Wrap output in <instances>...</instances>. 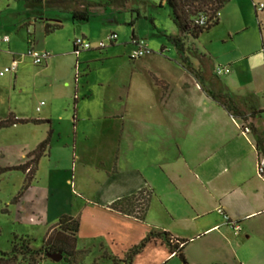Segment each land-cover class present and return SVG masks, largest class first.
Here are the masks:
<instances>
[{
    "label": "crops",
    "instance_id": "obj_1",
    "mask_svg": "<svg viewBox=\"0 0 264 264\" xmlns=\"http://www.w3.org/2000/svg\"><path fill=\"white\" fill-rule=\"evenodd\" d=\"M88 2L97 6L88 8L89 19L83 24L58 20V13L65 11L69 15L73 10L82 9L83 5H71L63 11L53 9L55 12L51 17L54 18L50 19L45 18L43 10L36 13L25 8L30 16L22 27L32 29L31 33L27 31L29 36L25 40L26 51L33 49L47 53L49 57L43 65L33 66L28 58L21 55L15 59L8 47L5 50L0 49V53L11 59L10 62H17L16 71L8 73L13 74L14 81L17 76L21 79L25 77L31 65L41 68L35 75L53 76L55 72L64 87L68 88L72 81L76 86L75 71L81 61L89 57L85 54L104 50L96 49V44L109 35L106 30L108 23L102 20L105 18L108 21L110 16L113 19L110 18L109 23L113 22L118 28L125 26L130 29V39H142L139 25L143 20L149 21L150 30L154 29L158 36L177 35L174 25L170 26V32H161L151 16L141 13V9L147 4L144 0H138L130 6L127 0ZM250 2L258 34H246L250 26L245 18L229 7L232 4L229 0L220 10L216 26L199 35L197 39L184 37L183 41L191 51L203 57V64L191 63L186 57L187 49L184 46V57L189 60L196 77L187 72L181 63H143L131 67L138 75L150 80L145 83L142 81L144 86L158 88L156 106L152 111L141 109L140 113L129 109L131 105L128 101L135 92L133 89L136 84L130 80L125 88L123 106L110 109L107 117L110 120H120V126H114L107 140L108 147L114 154L111 171L99 181L91 197L72 198L77 206L75 213L62 215L71 218L78 225L74 253L83 256L82 262L86 261L85 256L92 247L99 250V259L111 261L112 264H128L126 258H120L110 249L117 244L123 246L129 243L123 249L122 253L125 255L149 231L165 232L173 239L186 241L184 248L196 237H204L205 234L213 232L222 233L228 241L226 245L231 247L239 245L241 237L250 240L259 233L256 225L246 228L242 226L245 220L264 215V176L259 178L256 175L258 164L262 163L264 170V7L260 11L254 9V4L264 5V1ZM161 6L164 7L163 4ZM36 26L41 31L40 41L37 39ZM46 26L57 28L45 33ZM67 26L71 28V34L65 36L64 47L61 32ZM216 30L219 33V42L229 45L221 58L213 56L199 42ZM78 37L90 42L92 49L75 55L72 43ZM9 42L8 37V42L1 43L0 46L8 45ZM150 51L143 58H154L152 50ZM165 51L168 50L161 46L159 52ZM175 52L177 54L176 50ZM216 67H227L229 73L215 77L213 70ZM201 85L214 93L234 98L238 104L243 100L245 109L249 110L246 115L250 116L252 112L258 114L247 116L246 123L233 118L202 91ZM72 89L73 96L68 98V102H64L69 104L67 106L70 103L73 105L70 128L73 138L70 143L62 144V147L68 148L69 145L70 149H75L78 146V123L91 121L95 112L87 105L90 104L89 96H79L77 88ZM39 106H45V103L41 101ZM39 106L35 108L36 113H40ZM79 112L81 116H78ZM65 116L58 114L55 117L50 112L46 118L18 120L47 121L49 128L45 139L48 138L49 149L52 142L57 144L60 141L61 133L64 132L61 130L63 124L70 123ZM245 124H250L253 129ZM18 125L20 124L14 126ZM242 126L248 127L250 133L242 135ZM81 135L84 136V133ZM150 148H155L152 157L149 155ZM48 151L44 156H48ZM141 190L150 191L152 194L144 222L120 216L107 209L113 201ZM260 225L261 233L264 234V223ZM233 226L239 228L237 233L232 230ZM84 228L87 231L83 233ZM228 232L232 233V239ZM143 253L146 254L144 264H182L158 238L147 243L130 264ZM96 260L92 264H96ZM186 261L188 264H198ZM237 264L248 263L239 260Z\"/></svg>",
    "mask_w": 264,
    "mask_h": 264
},
{
    "label": "rangeland",
    "instance_id": "obj_2",
    "mask_svg": "<svg viewBox=\"0 0 264 264\" xmlns=\"http://www.w3.org/2000/svg\"><path fill=\"white\" fill-rule=\"evenodd\" d=\"M137 1L127 0V4L130 6ZM144 1L147 4L141 9V13L151 16L161 32H170V26L173 24L169 8L158 7L152 0ZM231 2L229 7L245 18L250 26L246 34H258L250 0H230ZM43 12L46 19L54 18L51 17L55 12L53 9H44ZM58 14L60 22H70L69 15L65 11ZM29 16L30 14L26 12L21 1L0 0V36L6 35L10 39L8 45L3 44L0 49L5 50L8 47L15 59L20 55H25L27 49L25 41L29 36L27 31L31 33L32 29L22 27V25L27 22ZM257 16L259 17V14ZM109 19L108 21L105 18L102 20L108 23L106 30L109 34L114 32L118 38L113 45L107 46L99 53L85 54L89 57L81 61L79 68L75 71L76 86L72 81L68 88L64 87L62 82L58 81L55 72L53 76L35 75L36 71L41 68L31 65L22 79L17 76L14 81L13 74H6L4 78H0V121L8 117L11 120L15 117L17 119L46 118L50 112L55 117L58 114L63 117L66 115L70 121V123L63 124L61 130L64 132L61 133L60 141L57 144L52 142L48 149V156L39 160L33 175H27L22 171L3 170L23 166L29 161L26 158L27 155L46 137L48 122L44 120L38 125L25 124L0 129V252L9 253L11 247L14 246L16 252L13 264H73L72 259L67 261L63 254L64 259L58 263L48 260L47 254L21 256L19 247L22 245L30 252L40 249L42 239L53 224L62 215L76 212L77 206L72 198L91 197L99 181L110 173L114 154L110 151L107 140L114 126H120V120H110L107 116L111 108L123 106L125 88L129 81L133 80L134 84L136 83L133 89L135 92L128 101L131 105L129 109H132L134 113H140L141 109L152 111L156 106L158 88L152 85L144 86L141 82L145 83L150 80L138 75L139 73L131 67L143 63L153 65L164 63L179 65L181 63L173 45L167 42L162 34L158 36L154 29L150 30L149 21L144 20L139 25L140 36L146 42L148 49L152 50L154 58L149 56L130 61L128 59L132 51L129 44L130 29L125 26L118 28L113 22L109 23ZM35 29L37 39L40 41L42 36L39 33L40 28L36 26ZM70 34L69 26L61 32L64 47H66L65 36L68 37ZM218 35V30H216L199 42L204 44L213 56L221 58L229 45L220 43L217 39ZM209 42L212 43L209 44ZM161 46L168 51L160 53ZM184 46L187 49L186 57L191 63H202L200 58L193 56L192 49L185 42ZM10 60L8 56L0 53V70L8 66ZM72 88H77L79 96L81 94L89 96L88 103L90 104L87 105H90V110L93 109L95 112H93L95 115L91 121L78 123V146L75 149H70L69 145H67L68 148L62 147V144L70 143L73 138L70 131L73 105L70 103V106H67L68 103H65L68 102L69 97L73 96ZM41 101L45 103V106H39ZM37 106L40 107V113L35 112ZM63 111L66 112L65 115ZM80 114L79 112L78 116H81ZM82 133L85 138L81 135ZM96 146L98 147L95 149ZM154 151L155 148H150V157L154 155ZM165 159L167 160V157ZM256 175L260 178L257 171ZM263 176L264 170L261 177ZM260 223H264V215L245 220L242 224L244 228L256 225L259 233L250 240L241 237L240 244H236L235 247L227 246V239L219 232L196 237L184 248L185 261L198 264H237L239 260H244L248 264H264V234L261 233ZM57 231L58 229L55 228L52 235ZM85 231L87 229L84 228L83 233ZM228 233L232 239V233ZM128 244L123 246L117 244L110 250L120 258L121 256L125 258L128 253L124 255L122 252L124 247L129 246ZM82 257L80 254L75 255L74 264H92L94 259H97L96 264H112L111 261L97 258L99 257L97 248L91 247L90 253L85 256V262L81 261ZM145 258L146 254L143 253L133 260V264H144Z\"/></svg>",
    "mask_w": 264,
    "mask_h": 264
},
{
    "label": "trees",
    "instance_id": "obj_3",
    "mask_svg": "<svg viewBox=\"0 0 264 264\" xmlns=\"http://www.w3.org/2000/svg\"><path fill=\"white\" fill-rule=\"evenodd\" d=\"M21 1L24 7L28 10H32L38 13L44 9H57V10H67L71 5H83L82 9L73 10L70 12V21L72 23L80 22L86 23L89 19L88 8L92 6H97L95 3H90L88 1H75V0H16ZM229 0H165L163 5L170 10L171 22L177 30L176 36H166L162 35L167 42L173 45L174 49L177 51L178 58L181 60V64L184 66L187 72L196 77V73L193 71L189 60L184 57V42L185 36H189L193 39H197L199 35L207 32L212 27L216 26L218 23V18L214 19L215 14L219 13L223 6ZM158 7H162V4H156ZM256 5L254 4V9L256 10ZM204 16L206 18L205 25L197 26L194 25V20L199 16ZM214 19V20H213ZM151 22V21H150ZM152 23V22H151ZM57 27H45V33H49L55 30ZM114 34V33H113ZM116 35V34H115ZM133 39V37H131ZM117 40V39H116ZM112 44V43H111ZM193 55L200 58L202 64L204 63L202 56H197L196 52L193 51ZM202 91L211 98L219 107L226 111L233 118L241 120L243 123L247 122V112L249 110L245 109V103L242 100L238 104L234 98L229 97L225 94L214 93L210 90L205 89L202 85L200 86ZM252 112V111H251ZM258 113H250L248 117L256 115ZM40 120H11L9 117L5 120L0 121V129L14 126L17 124H41ZM249 128H252L250 124H245ZM253 129V128H252ZM48 151V138L42 141L36 146V148L27 155L29 160L25 165L17 168H8L3 171H22L27 173V175H33L35 172V167L38 161ZM152 194L150 191L141 190L132 195L119 198L113 201L107 209L114 212L120 216L128 217L134 219L138 222H144L151 200ZM69 227H65V226ZM57 228L58 231L54 234V229ZM77 223L69 217L61 216L56 223L51 227L45 234L41 241V247L37 251L30 252L26 247L20 246V254L24 256L29 254L30 256L36 254H53L60 253L65 256L68 261L70 258L71 262H74V249H75V234L77 232ZM156 238L161 239L162 243L168 248L171 255L176 256L182 264H187L183 256V248L186 245V241L177 240L171 238L167 233L161 232L156 233L149 231L146 236L135 246H133L126 255V261L130 264L133 257L139 254L145 245L149 242L154 241ZM21 242V241H19ZM15 249L14 246L11 247L9 253L0 252V264H13L15 260ZM10 254V255H9ZM64 259V258H63Z\"/></svg>",
    "mask_w": 264,
    "mask_h": 264
},
{
    "label": "built area",
    "instance_id": "obj_4",
    "mask_svg": "<svg viewBox=\"0 0 264 264\" xmlns=\"http://www.w3.org/2000/svg\"><path fill=\"white\" fill-rule=\"evenodd\" d=\"M152 1L155 4H163L165 2V0H152ZM263 7H264L263 4H257L256 10L260 11L263 9ZM218 17H219V13H216L214 19H216ZM205 22H206V18L201 15L198 18H196L193 23H194V25H197V26H203V25H205ZM116 39H117V36L115 34L111 33L105 38L104 41H100L96 44V49L102 50V49L106 48L107 46H109L111 43H114L116 41ZM7 42H8L7 36H5V35L0 36V44L1 43H7ZM129 44L132 47V51L128 55V59L130 61L140 59V58H142L146 55H149L151 53V51L147 47L146 42L142 39H136V38L130 39ZM72 47H73V53L75 55H77L79 52L88 51V50L92 49L90 42H88V41H86L80 37L75 38L73 40ZM21 57L28 58L33 66H41L48 59L49 55L47 53H44V52L29 49L28 51L25 52V55H21ZM16 69H17V62L12 60L7 67H4L0 71V77L4 76L5 74H8V73H14L16 71ZM228 73H229V70L227 67H216L213 70V74L215 77L227 75ZM40 105H43V103H40ZM38 110L39 109L37 108L36 111H38ZM240 129H241L242 135H246V134L250 133L248 127L242 126V127H240ZM262 172H263V165H262V163H260L257 166V173L260 177L262 176ZM218 212L220 213V211H218ZM232 230L234 231V233H237L239 231V228L237 226H233ZM37 264H39V263H37Z\"/></svg>",
    "mask_w": 264,
    "mask_h": 264
},
{
    "label": "water",
    "instance_id": "obj_5",
    "mask_svg": "<svg viewBox=\"0 0 264 264\" xmlns=\"http://www.w3.org/2000/svg\"><path fill=\"white\" fill-rule=\"evenodd\" d=\"M46 258L52 262L58 263L63 259V256L60 253H53V254H48Z\"/></svg>",
    "mask_w": 264,
    "mask_h": 264
}]
</instances>
